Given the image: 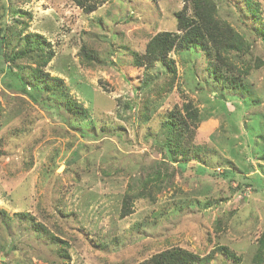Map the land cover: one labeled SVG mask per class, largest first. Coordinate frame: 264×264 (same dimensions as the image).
Listing matches in <instances>:
<instances>
[{
  "label": "rangeland",
  "instance_id": "obj_1",
  "mask_svg": "<svg viewBox=\"0 0 264 264\" xmlns=\"http://www.w3.org/2000/svg\"><path fill=\"white\" fill-rule=\"evenodd\" d=\"M214 1L251 46L221 76L203 50L134 64L176 30L184 0H109L90 14L75 0H0V26L4 16L17 33L27 24L23 35L51 45L44 72L60 92L26 95L0 74V264H140L172 248L207 258L199 264H264V0L252 14L243 0ZM10 67L29 69L0 57ZM66 97L88 115L71 114ZM186 104L201 121L172 163L162 123ZM140 191L150 197L120 218L124 195ZM35 224L68 242L70 258Z\"/></svg>",
  "mask_w": 264,
  "mask_h": 264
},
{
  "label": "trees",
  "instance_id": "obj_2",
  "mask_svg": "<svg viewBox=\"0 0 264 264\" xmlns=\"http://www.w3.org/2000/svg\"><path fill=\"white\" fill-rule=\"evenodd\" d=\"M75 1L84 13L90 14L109 0H93V2L86 0ZM184 3V8L175 15L176 30L172 32H160L152 37L147 43L143 55L133 53L135 66H144L146 69H150L157 62L166 61L169 55L176 50L187 54L203 50L209 57L214 56L216 64H214L215 71L213 74L216 75L217 72H220V76L222 75L223 67L234 69L233 60L245 61L246 56L250 53L251 46L249 42L227 22L219 19L218 9L214 0H184ZM243 3L246 6L245 9L250 11L251 14L258 12V6L254 0H243ZM189 11H192V14H189ZM4 17L0 26V57L5 62L12 64L25 61L28 63L29 69L22 67V69L15 70L10 67L7 73H5L0 68V74L4 73L7 77L9 75V78L14 81L16 89H20L26 95L31 96V90L36 91L37 94L43 91H51L57 96L60 95V92L56 88L57 85L48 83L49 74L44 72V68L55 56L49 42L40 34L29 33L23 35L27 24L24 25L19 33L15 32L12 26H7L6 18ZM254 19L258 20L259 18L255 16ZM256 33L264 41V29L257 28ZM15 37L17 38V44L13 48L12 45ZM83 57L88 62L96 60L95 56L89 54L86 49H83ZM30 65H34V67ZM248 72L249 70L245 68L244 73ZM171 73L175 74L174 68L171 70ZM233 87H240V84L234 83ZM63 101L66 105L65 107L74 116L85 118L88 115V109L70 100V98H63ZM183 111L185 112V116L179 111L170 112L162 123L165 140L163 143L160 142L158 144H160V148L164 151L166 158L172 163L181 154L185 156L189 155L190 149L182 151L181 146L184 145V142L192 140L191 128H197L201 121L199 111L192 104H186ZM161 177L163 175L158 172L153 178L147 179L144 183L145 190L150 182L158 180ZM258 177L252 178L253 184L263 181ZM150 194L145 193V191H140L139 194L126 193L122 201L120 218H125L133 213L132 203L134 198L150 197ZM35 231L43 233L52 244L57 246L62 244L59 253L63 257L70 258L66 250L69 247L68 242L56 237L41 224H35ZM221 250L224 252L228 251L227 248H222ZM206 259L182 248H172L154 255L140 264H199Z\"/></svg>",
  "mask_w": 264,
  "mask_h": 264
},
{
  "label": "bare ground",
  "instance_id": "obj_3",
  "mask_svg": "<svg viewBox=\"0 0 264 264\" xmlns=\"http://www.w3.org/2000/svg\"><path fill=\"white\" fill-rule=\"evenodd\" d=\"M62 170V169H61Z\"/></svg>",
  "mask_w": 264,
  "mask_h": 264
}]
</instances>
